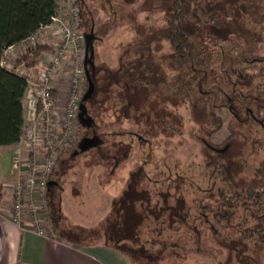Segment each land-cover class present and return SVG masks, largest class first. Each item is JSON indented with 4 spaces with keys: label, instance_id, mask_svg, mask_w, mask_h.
Segmentation results:
<instances>
[{
    "label": "rangeland",
    "instance_id": "374dc122",
    "mask_svg": "<svg viewBox=\"0 0 264 264\" xmlns=\"http://www.w3.org/2000/svg\"><path fill=\"white\" fill-rule=\"evenodd\" d=\"M60 2L62 3L60 13H64L70 0H60ZM107 2L108 0H86L83 5H79L84 18L81 27L83 34H89L93 27L97 36L94 41V73L96 68V71H102L103 73L107 69L117 70L121 53L124 51L125 46L129 44L131 38L136 36V32L132 30L133 26L127 17L121 24L118 20L119 25H115L114 18H116V15L111 10L113 5L120 9L119 19L122 17L121 11H124L125 14H132V11L139 12L140 2L131 5L119 3L118 1H115L114 4L109 2L107 4ZM188 2L190 3L189 9H191L188 24L194 30L195 50L198 54L194 62L197 72L193 80L191 79L193 74L187 72V67L185 70L183 68V77L179 80V84L182 82L185 90L189 84L192 88L197 89L199 87L204 93L194 94L192 93L194 90L190 91L189 89L191 96L187 97V94L185 96V93H183V99L180 98V101L176 99V101L172 100L170 102L178 107H174L173 104L169 106V103L162 104L157 108L160 113H153L149 123L143 126H136L134 122L122 119L119 113V101L115 97L117 94L114 96V94L109 93L110 96L113 95L112 102L117 104L115 108L110 107V102L106 103L103 111L98 112L99 115L97 111H93L94 114L88 111L94 118L96 127L93 128L97 136H102L108 143L113 139L111 132L125 134L131 130L133 132L138 130L147 132L146 138L149 142H144V145H140L136 137L134 139L124 138L127 139L126 143L132 145V159L130 158L117 169L114 168V173L111 171L113 174L110 171L108 172V169H104L93 162L95 155V151L91 150L93 148L74 155V152L78 149V142L93 133L90 128L82 126L78 121V128L74 133V142L66 148L63 158L60 159L53 171L52 181L56 184L52 185V189L48 191V194L52 195V201L57 202V204L61 199L73 200L74 198H77L78 203L85 202L86 204L88 202L91 204H79L83 214L82 217L78 218L79 223L76 224L81 228L87 226L80 222L94 223V219L100 221L105 210L111 207V198L124 192L127 188L130 171L135 170L142 163L145 170L152 177L161 181L160 185L156 187L157 189H165L166 191L170 189V195L172 196L170 202L172 205L178 203L175 196H181L180 203L183 202V199H186L188 206L194 205V207L197 202L194 204L193 198L196 201L201 199L205 204L212 202L211 199H216L218 190L227 188L225 183L217 177L219 168L216 167V162L219 160L226 166L228 180L234 185L232 193L242 192L248 185L258 183L257 170L264 163V144L256 141V135L250 133V127L247 125L238 126L233 123V113L227 108L217 110L213 107L218 104L215 101L218 86L223 85V88L225 87L224 89L231 93L232 83L227 78L226 72L233 76L231 70L233 65L237 69L243 68L244 74H248L249 81L252 80L254 84L261 82L264 77V63L247 64L240 59L237 60L239 54H235V50L240 44L246 57L264 58V0H229L225 3H223V0H188ZM159 8L160 10L157 11L154 7L151 14H148V11L141 15L135 12V20L141 24L145 22L144 24L147 26L158 29L166 24L163 9L161 6ZM206 12L210 14L213 20H209L205 16ZM145 16L146 20H144ZM154 31L157 32V30ZM235 33H241L242 35ZM26 47L28 45H19L15 57H12L11 61L14 62L18 59ZM50 50L51 48L46 54ZM154 51L157 64L160 61L163 70L169 74L167 81L162 84L170 88V85H173V82L176 81L173 80V77L176 74L178 75L179 71L181 73L180 68L175 69L166 59L172 53L171 46L168 42L160 40L155 44ZM44 58L40 65L22 68L18 72H24L31 82L37 81L44 68L42 66ZM71 70L72 67L69 66L58 78H55L54 82L57 88L55 100L60 120L65 118V105L71 93L69 80ZM95 78H97V75H95ZM232 79L234 80L236 77H232ZM87 88L88 82L85 78L84 94ZM168 90L167 88L163 89V93L167 92L168 95ZM209 91H211L210 94L205 93ZM153 94L154 97L158 96V92H153ZM23 105L25 131L28 128L26 97ZM162 106L168 109H163ZM202 112H206L208 122H217L216 119L220 118L222 120L220 130L216 131L212 126H207V120L203 118L204 114L202 116ZM179 117L182 118V122H179ZM231 127L235 128V132L239 136H236V142L228 144ZM203 138L208 139L209 144L219 149L214 152L207 148L202 142ZM119 139L121 137L116 138V140ZM259 145H263V147ZM12 149L9 146H0V188H5L10 183V179L12 180V176L10 178ZM168 178L175 181L168 182ZM162 182L166 183L165 188ZM146 186L149 189L153 188V185L150 186V184H146ZM72 210L73 213L77 214L75 208L72 207ZM141 212L145 213L146 211L141 210ZM236 214L232 221L227 223L229 225L227 228H221L220 233L222 235L220 239L204 238L203 236L201 243L194 241L203 252L199 255L186 254L184 264H264V249L262 247L252 241H239L240 228L237 226L250 216V212L239 209ZM48 215L50 220L47 227L51 233L53 220L49 206ZM70 215L72 216L71 213ZM90 216H94V218L91 219ZM71 224V221L65 222L64 220V223L60 226V233L61 230L64 231L71 227ZM148 227L149 223L147 221L144 223L142 230L146 231ZM244 227H248V225ZM88 230H95V227ZM101 241V243L104 242V240ZM105 243L125 251L138 264L143 262L137 254L129 251L126 245L117 243L110 238Z\"/></svg>",
    "mask_w": 264,
    "mask_h": 264
},
{
    "label": "trees",
    "instance_id": "16d2710c",
    "mask_svg": "<svg viewBox=\"0 0 264 264\" xmlns=\"http://www.w3.org/2000/svg\"><path fill=\"white\" fill-rule=\"evenodd\" d=\"M115 1L126 5L140 2L139 12L135 11L139 15L144 14L145 11L151 14L154 7L158 11L161 6L166 24L155 29L156 27L147 26L144 24L145 22L138 23L135 20L134 11L132 14H125L124 11H121L122 17L118 19L120 9L113 5L111 12L116 15L115 25L118 26L117 21L119 20L121 24L127 17L136 36L131 38L121 53L117 70L107 69L103 73L96 71V68L94 73L95 66L94 68L90 66L89 71L95 83V90L87 100L86 106L90 113L94 114L93 111H97L99 115L106 103L111 102V108L117 106L112 102L113 95L110 96L109 93L114 96L117 94L115 97L119 101L118 107L122 119L132 121L136 126H143L149 123L153 113H160L157 108L162 104L169 103V106L173 104L174 107H178L170 102L176 101V99L180 101L183 93L185 96L187 94V97L192 95L190 93L192 90H194L192 92L194 94L204 93L199 87L192 88L190 84L186 91L183 89V83L179 84V80L183 77V68L185 70L187 67V72L193 74L191 77L193 80L197 72L194 66L198 56L195 50L194 30L188 24L190 3L188 0H153V2L152 0H108L113 4ZM228 1L223 0V3ZM85 2L86 0L77 2L81 14V27L84 18L79 5H83ZM61 8L60 0H0V146L2 147H14L24 133L23 101L29 82L26 77L19 76L18 71L22 68L40 65L51 46L37 44L26 47L21 56L14 61L13 69H7L1 65L4 52L8 47L20 44L35 34L42 26L51 24L53 17L60 12ZM205 16L209 20H213L209 13L206 12ZM146 19L145 16L144 20ZM235 34L242 35L241 33ZM226 39L223 38L224 41ZM160 40L168 42L171 46L172 53L166 58L170 65L181 70V73L179 71V74L173 77V80L177 82L174 81L173 85H170L171 90L166 85L163 86L169 74L163 70L160 61L157 64L154 56L155 44ZM235 54H239L237 60L240 59L247 64L264 63V58L246 57L240 44H238ZM94 59L95 54L93 61ZM231 70L233 76L226 72L227 78L232 83L231 93L225 90L223 85L218 86L215 97L218 104L213 108L217 110L227 108L234 114L233 123L238 126L247 125L250 127V133L256 135V141L264 144V77L261 82L254 84L252 80L249 81L248 74H244L243 68L237 69L233 65ZM232 77H236V79L233 80ZM200 86L202 87L201 84ZM166 88L167 90L169 88L168 95L167 92L163 93V89ZM153 92H158V96L154 97L155 93L153 94ZM210 92L205 93L210 94ZM162 108L168 109L165 106ZM133 114L135 115L133 116ZM203 114V118L207 120L206 112H202V116ZM216 120L217 122L213 123L207 120L206 125L212 126L218 131L222 127V120L220 118ZM180 121L182 122V118L179 117ZM230 130L228 144L236 142V136H239L235 132V128L231 127ZM146 135V131L140 132L139 130L137 132L131 130L127 134L111 132L113 139L109 143L99 135L100 144L91 149L95 151L93 162L112 173L114 168L117 169L127 160L132 159V145L126 143L127 139L136 137L139 144L144 145V142L148 141ZM118 137L121 139L116 140ZM202 142L210 150L216 151L211 148L212 145L208 143V139L203 138ZM259 146L263 147V145ZM66 150L60 152L55 168ZM73 158L75 157L73 156ZM219 161L216 162V167L219 168L217 177L225 183L227 188L219 189L217 198L211 199L212 202L209 204H205L201 199L196 201L193 198V203L197 202L196 206H188L186 199L180 203L181 196H175L178 203L172 205L170 189L167 191L157 189L156 187L160 185L161 181L152 177L142 163L135 170L130 171L127 188L124 192L113 197L109 213L99 223L98 229L95 227V230H87L79 226H71L59 234H62L61 237L82 242L96 240L97 242L101 240L106 242L109 238L114 239L117 243L126 245L129 251L137 254L143 261L139 264H184L186 254L199 255L203 252L194 241L201 243L203 236L204 238L220 239L221 228H227L229 226L227 223H230L232 218L237 215L236 211L242 209L250 212V216L237 226L240 228L239 241H252L264 249V163L257 170L259 177L257 184L248 185L242 192L232 193L234 185L228 180V170ZM50 181H52V175ZM167 181L175 180L168 178ZM146 184L153 185V188L149 189ZM162 184L165 188L166 183L162 182ZM50 189L52 186L49 187V191ZM1 200L0 189V202ZM48 203L54 222L55 218L60 217L61 201H58V204L54 203L52 195L48 194ZM141 210L146 212L143 213ZM147 221L149 227L144 231L142 228ZM246 225L248 227H244ZM116 249L128 257L133 264H138L125 251ZM184 253L185 255H183Z\"/></svg>",
    "mask_w": 264,
    "mask_h": 264
},
{
    "label": "built area",
    "instance_id": "2783aa9c",
    "mask_svg": "<svg viewBox=\"0 0 264 264\" xmlns=\"http://www.w3.org/2000/svg\"><path fill=\"white\" fill-rule=\"evenodd\" d=\"M77 2L70 0L66 11L58 12L51 24L42 26L20 44L8 47L1 62L3 67L13 69L11 59L19 45L51 46L37 81L31 82L24 72H18L29 82L25 95L28 128L11 156V201L7 209V216L14 224L42 237L50 235L47 227L50 177L60 152L74 142L84 96L86 38L81 30ZM69 66L72 67L69 76L71 93L65 105V118L60 120L54 82Z\"/></svg>",
    "mask_w": 264,
    "mask_h": 264
},
{
    "label": "crops",
    "instance_id": "0c3cea01",
    "mask_svg": "<svg viewBox=\"0 0 264 264\" xmlns=\"http://www.w3.org/2000/svg\"><path fill=\"white\" fill-rule=\"evenodd\" d=\"M12 148L14 149V147ZM10 183L5 188H0L2 192L0 202V264H133L121 251L105 242H82L61 237L62 234H59L60 226L64 220L65 222L71 221V226H78L76 224L79 223L78 218L82 217L83 213L79 204L83 205L85 202L78 203L77 198L61 200L60 217L55 218L52 232L48 237L39 236L29 229H21L7 216V209L11 201ZM85 205L91 204L86 202ZM72 207L75 208L77 214L73 213ZM66 208L69 210L68 212ZM110 208L105 210L100 221L109 213ZM80 212L81 214H79ZM90 217L91 219L94 218V216ZM94 221V223H86L85 221L80 223H84L87 227L83 229L88 230L99 227L100 221L95 219Z\"/></svg>",
    "mask_w": 264,
    "mask_h": 264
},
{
    "label": "water",
    "instance_id": "95a60500",
    "mask_svg": "<svg viewBox=\"0 0 264 264\" xmlns=\"http://www.w3.org/2000/svg\"><path fill=\"white\" fill-rule=\"evenodd\" d=\"M85 38H86L85 75H86V79L88 82V88L80 104V111H79L78 117L82 125L87 126L88 128H91L94 126L95 121H94V118L88 113L86 102L92 96L95 90V83L89 71V66L93 68L95 66V63L93 61V57L95 54L94 41L95 39H97V36L94 33L93 27L91 29V32L85 35ZM100 142L101 140L97 135H95L93 138H86L80 143V149L81 151H86L90 148H94L98 146ZM53 184H56V183L54 181L49 182V186H52Z\"/></svg>",
    "mask_w": 264,
    "mask_h": 264
},
{
    "label": "flooded vegetation",
    "instance_id": "af4514ba",
    "mask_svg": "<svg viewBox=\"0 0 264 264\" xmlns=\"http://www.w3.org/2000/svg\"><path fill=\"white\" fill-rule=\"evenodd\" d=\"M234 115V114H233ZM79 123L82 125V123H81V121L79 120ZM82 126H84V125H82ZM94 127V126H93ZM93 127H91L90 129H91V131L93 132L92 133V135H87V136H85L84 138H82L79 142H78V149L74 152V155H77L79 152H81V149H80V143L84 140V139H86V138H93L95 135H97L96 134V132H95V129L93 128ZM229 147V146H228ZM211 148H213V149H215V150H218L217 148H214L213 146H211Z\"/></svg>",
    "mask_w": 264,
    "mask_h": 264
}]
</instances>
